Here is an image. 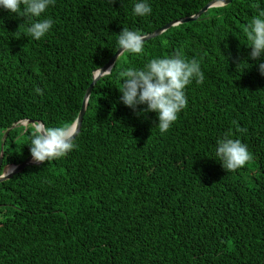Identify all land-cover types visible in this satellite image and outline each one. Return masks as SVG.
I'll return each mask as SVG.
<instances>
[{
  "label": "trees",
  "instance_id": "trees-1",
  "mask_svg": "<svg viewBox=\"0 0 264 264\" xmlns=\"http://www.w3.org/2000/svg\"><path fill=\"white\" fill-rule=\"evenodd\" d=\"M212 1L144 0L152 12L139 17L141 0H55L39 41L32 20L0 8V174L31 155L34 123L75 122L123 28L146 36ZM261 9L232 0L119 56L93 86L77 147L0 184V264H264V57L250 58L245 33ZM177 51L205 78L161 135L156 113L121 102V73ZM228 133L254 157L235 172L216 157Z\"/></svg>",
  "mask_w": 264,
  "mask_h": 264
},
{
  "label": "clouds",
  "instance_id": "clouds-1",
  "mask_svg": "<svg viewBox=\"0 0 264 264\" xmlns=\"http://www.w3.org/2000/svg\"><path fill=\"white\" fill-rule=\"evenodd\" d=\"M112 2L114 3V0ZM54 4L55 0H0V8L18 17L32 20L27 28V34L36 41L41 40L53 27L54 21L51 18H40L48 7ZM133 12L136 16L145 17L151 14L152 8L141 0L135 3ZM245 33L250 42L248 46L251 48L250 58L260 60L264 57V9L252 18ZM117 49L119 55L124 53L143 55L145 50L143 34L123 28L118 35ZM258 70L264 76V63H259ZM121 76L123 77L122 87L119 89L122 93L121 102L137 115L156 113L159 121L156 127L161 135L172 128L178 120L179 113L187 108L186 87L192 84L193 80L197 84H202L205 78L199 61L196 59L189 61L182 57L179 51L171 57L153 58L144 69H128L122 72ZM36 91L42 94L41 89L37 88ZM141 105L146 107L139 108ZM32 128L30 154L36 163H51L64 158L77 147L75 139L79 133L75 122L57 127H48L37 122ZM238 130L246 131L239 127ZM230 135L225 134L217 141L216 157L227 172H235L246 166L254 157L246 144L239 139L230 138ZM12 171L14 170L9 169L8 175Z\"/></svg>",
  "mask_w": 264,
  "mask_h": 264
},
{
  "label": "water",
  "instance_id": "water-1",
  "mask_svg": "<svg viewBox=\"0 0 264 264\" xmlns=\"http://www.w3.org/2000/svg\"><path fill=\"white\" fill-rule=\"evenodd\" d=\"M231 1L232 0L212 1L208 5H206L204 8H202L199 12H197L195 15L190 16V17H187V18H183V19H180V20H176V21H173L171 23H168L165 26H163L162 28L156 30L155 32H153V33H151L149 35L144 36V42L160 36L162 33H164L165 31H167L168 29H170L172 27H176L178 25L186 24V23H189V22H192V21L197 20L207 10H209L211 8H218V7L227 6L228 4L231 3ZM119 54H120V52H119V50H117L116 53L107 62V64H105L101 69L97 70L94 73L92 83L89 85V87L87 88V90L85 92V96H84L82 108L79 111V114L77 116V119L75 120V123H76L77 128H78V132L80 131L81 123H82V118L84 116V113H85V110H86V105H87V102H88V99H89V96L91 94V91L93 89L94 84L100 78H102L103 76L109 74V72L113 68L115 62L117 61V59L119 58V56H121ZM106 71H108V72H106ZM28 124H32V123L30 121L20 122L19 124H14L9 130L15 128L16 126H26ZM8 131L4 134L3 141L5 140ZM1 164H2V153L0 154V169H1ZM41 164L42 163H36V162H34L33 159H32V157H31V155H30L29 157L26 158V160H24L22 163H20L18 165H7V166L4 167L2 173L0 174V184H2L4 182H7L14 175L18 174L19 172H21L26 167H29V166H37V165H41ZM9 169H13L14 171L10 172V174L8 175Z\"/></svg>",
  "mask_w": 264,
  "mask_h": 264
}]
</instances>
